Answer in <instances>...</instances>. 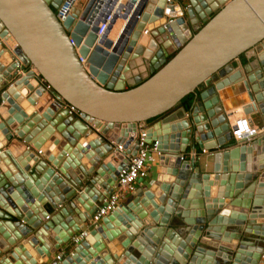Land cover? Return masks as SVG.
Wrapping results in <instances>:
<instances>
[{
  "label": "water",
  "instance_id": "obj_1",
  "mask_svg": "<svg viewBox=\"0 0 264 264\" xmlns=\"http://www.w3.org/2000/svg\"><path fill=\"white\" fill-rule=\"evenodd\" d=\"M61 2L0 0V264L41 263L60 248L67 250L56 264H124L122 255L129 264H210L206 254L224 248L211 238L218 232L231 234L235 228L239 230L231 235L237 242L229 256L218 255L212 264H257L263 246L256 247L257 240L248 246L246 240L264 239V224H256L264 217L263 159L253 164V172L248 169L250 161L264 155V132L248 143L234 141L229 114L217 91L242 83L247 107H254L247 113L264 124V0H186V4L130 0L115 41L106 32L99 38L95 34L106 10L102 0H86L63 21L56 15ZM95 5L101 9L90 18ZM200 20L206 21L201 27ZM145 27L152 40L141 49L138 40ZM171 47L176 52L167 59ZM78 55L86 58L84 64ZM138 58L147 60L151 75L137 78L136 84L127 81L125 72ZM44 83L74 105L80 116L65 111L57 115L50 106L43 109L39 102L45 104ZM127 83L131 87L126 88ZM9 84L17 90L25 85L24 97L34 107L29 114L11 102ZM189 93L193 94L189 108L178 106ZM137 124L144 128L148 143L157 140L163 152L177 154L176 170L170 171L173 177L160 182L161 194L152 205L150 189L147 197L142 190L130 191L121 203L129 224L123 223L120 207L90 223L98 204L118 185L117 175L128 154L137 150L136 144L132 151L114 150L121 142L137 141ZM129 125L136 134L126 141ZM15 139L21 146L12 149ZM175 141L185 146L179 149ZM43 144L47 150L41 149ZM186 146L193 157L197 148L215 150L212 170L202 173L195 159L186 168L181 156L179 160ZM110 154L115 156L112 161L107 160ZM104 174L102 181L98 177ZM178 202L183 209L181 242L178 230L167 228ZM160 206L165 210L161 218ZM37 207L44 211L41 216ZM234 208L247 216L229 214ZM196 211L191 220L189 214ZM87 222L90 235L73 242ZM155 225L157 230L152 229ZM138 234L144 240H134ZM177 242L189 254L171 255L167 245ZM107 248L108 256L100 254Z\"/></svg>",
  "mask_w": 264,
  "mask_h": 264
},
{
  "label": "crops",
  "instance_id": "obj_2",
  "mask_svg": "<svg viewBox=\"0 0 264 264\" xmlns=\"http://www.w3.org/2000/svg\"><path fill=\"white\" fill-rule=\"evenodd\" d=\"M97 1V0H96ZM152 2H155V0H151ZM181 1H184V0H181ZM86 3V0H79L78 2V6L80 8H82V6ZM184 3L186 4L187 2L184 1ZM99 6V5H98ZM97 5L93 6L91 8V14H96L100 8H98ZM101 7V6H100ZM221 7V5H218L215 9L212 10L211 14L209 15V18L214 15V13ZM206 21L204 20H200L198 22V26L201 27ZM124 25V20H121L120 18H118L116 20V25L113 29H111L110 31L107 32V37L112 40V41H115L122 26ZM140 39V38H139ZM151 39V34L149 32L148 35H141V41H139V46L141 45V49H143V47H145L146 43L149 42ZM152 40V39H151ZM104 46V45H103ZM264 49V47H263ZM173 52L172 50V47L171 49L169 50V55H168V58L169 59L171 57V53ZM238 61V59H237ZM130 67H129V70L125 72V76L127 78V81H130V82H138L137 81V78H141V80L143 79H146L147 77H149L151 75L150 71H149V67H148V64H147V60H144L142 61L141 58H138L136 62H133V61H130ZM237 63V62H236ZM235 63V64H236ZM238 65V63H237ZM30 83L34 84V81L30 80ZM137 84V83H136ZM128 87H131V84H128L126 85V88ZM10 88V89H9ZM8 91L10 92V96L12 97V101L16 107H19L22 109L23 112H25L26 114L29 112H31L33 110V106H31L26 98L24 97L23 93L26 92V87L25 85L22 86L19 90L16 89V86H8ZM218 95H219V99H220V102L221 104L223 105L224 109L226 110V112H228L229 116H230V122H233L236 118L242 116V115H247L249 118L252 119L253 122L255 123H258V124H262L261 120H257L255 119L252 115H249L247 112L248 111V108L247 106H249V99L247 97V93H246V90L243 86V84L241 83L240 86L239 85H235V87L231 86V85H227L225 87H223L222 89L218 90ZM46 96V97H45ZM47 97H51L48 93H44V96L43 98L46 99ZM49 101V100H48ZM9 104H7L6 106H8ZM30 108L29 110L27 108ZM32 108V109H31ZM59 113H63L62 111L59 112ZM57 114V115H60V114ZM179 121V119H178ZM175 122V121H174ZM177 122V121H176ZM229 122V126H230V123ZM63 124V123H61ZM141 127V124H137L136 127ZM40 135V134H39ZM37 135L35 139L39 138L40 136ZM116 136V135H114ZM113 136V137H114ZM117 136H119V134L117 133ZM125 138V137H124ZM2 141V140H1ZM213 140H209L207 141L208 144H212ZM131 145L133 143L132 142H129ZM12 144H15V146H21L20 144H18V142H16L15 140L12 141ZM173 144H177L179 147V149H181L182 147L185 146V144L183 143H177L175 141V143ZM18 146V147H19ZM105 146V145H104ZM104 146H101V147H104ZM20 148V147H19ZM21 149L24 150V147H21ZM215 152V150H206L204 153L202 152L201 149H196V155L195 157H193V150L189 147V146H186L185 149L183 151H180L179 152V156H181V161H183V163H190L193 159H195L196 161H198V165L199 167L201 168L200 171L202 173H207V172H210L212 170V166L214 164V157L212 155V153ZM173 154L171 152H163L161 156L157 157L156 160L149 165V169L147 171V174L143 177V178H139L135 184H134V191H140L142 190V193H143V196L144 197H147V189H150V191L154 194V199L157 198V195L158 193L161 191L159 190L160 189V182L161 181H164L168 176L169 177H173L171 176L170 174V171L171 170H176V167L173 165L175 162V158L170 160V155ZM177 156V154H174ZM112 157H115L113 156V154L109 157H107V160H113L114 158ZM117 159V162L119 161V157L116 158ZM252 164L254 163H257V159L255 162L253 161H250ZM250 163V164H251ZM219 164L221 165V161L219 159ZM169 170V171H168ZM192 172V171H191ZM188 174V173H187ZM193 174H195V172L193 171ZM99 176V175H98ZM106 174L104 175H100L98 178L102 181L105 180L106 178ZM219 188V187H218ZM100 189V188H99ZM216 188H214V190L212 191V194L215 192ZM158 191V192H157ZM130 194V191L128 190H119V202H118V205L116 206L117 207H120L119 209V214L120 216H122L121 218L124 219L125 217V214L122 210V205L121 203H123L127 197L129 196ZM151 194V193H150ZM152 195V194H151ZM143 197V198H144ZM227 201V200H226ZM226 205H228L226 203ZM45 206H47V204H45ZM159 207V206H158ZM160 208L162 209L161 212L165 211L164 210V207L160 206ZM173 209V212H171V216L169 217V224H168V227L167 228H171L169 230H172L174 227V230H178V233L177 235L181 236V231L183 228L181 226V222H182V216L180 214V212H182V207L180 206L179 202L176 203V206L175 207H172ZM49 216L52 214V210L49 209ZM233 211V212H232ZM43 209H41V211L38 212V215H42L43 213ZM234 209L233 210H229V214L233 215L234 213ZM235 213H237V215H239V212L236 211ZM118 214V215H119ZM235 216H237L236 214H234ZM118 216V217H120ZM247 216V215H246ZM250 218V217H249ZM14 220H16V218H14ZM261 219L260 218H257V221H256V224H258V222H261L260 221ZM125 221H123L124 223ZM130 223V222H129ZM87 225L90 226V224L87 222ZM85 225L84 228H81L80 230H86L88 233L87 235H90L89 231H90V227ZM126 225V224H125ZM158 226H153L152 229H157ZM131 228V227H130ZM137 230L135 229L134 233L136 232ZM184 235V233H183ZM142 238L143 237L138 234L134 240H137V238ZM144 240V239H143ZM211 240L214 242H217L218 240L216 239H212ZM253 240H257L258 241V244H255V246H263V257H261L260 261H259V264H264V239H262L260 236L259 237H253ZM260 243V244H259ZM117 249H115L116 253H117ZM67 250V248H64V250H62V248L58 249L57 252L52 255L49 259H47L46 261H42L41 263H37V264H47L49 262H51V260L54 258V256L57 254V253H60V254H63V252H65ZM107 249H104L103 252H101L100 254H105ZM108 253H111V250L108 248ZM29 252H31V254L35 257L36 256V253L33 249H31ZM107 254V253H106ZM38 256V255H37ZM127 260V259H126Z\"/></svg>",
  "mask_w": 264,
  "mask_h": 264
},
{
  "label": "built area",
  "instance_id": "obj_3",
  "mask_svg": "<svg viewBox=\"0 0 264 264\" xmlns=\"http://www.w3.org/2000/svg\"><path fill=\"white\" fill-rule=\"evenodd\" d=\"M103 1V8L110 9V11L103 13L102 19L97 24V30L95 34L97 38L102 36L105 32L107 34L108 31L113 29L116 25V20L121 18L122 13L125 11L127 7V3L130 0L122 3V0H102ZM139 1V0H137ZM166 2H172L173 0H165ZM79 0H62L61 4L56 10L57 17L63 21L65 20L76 8H79L78 4ZM137 3V2H136ZM136 4H134L135 7ZM128 15H131V11ZM171 17H168L167 22L171 21ZM76 20H74L75 22ZM125 24V20H124ZM166 23H163L165 26ZM123 27V26H122ZM122 30V28H121ZM120 30V31H121ZM150 30L145 27L142 30V36L148 35ZM120 33V32H119ZM119 35V34H118ZM118 37V36H117ZM141 39V37H140ZM141 41V40H138ZM70 42L74 45L76 51H78L79 46L74 44L73 39L70 37ZM148 43V42H147ZM146 43V44H147ZM264 47V39L262 41ZM139 44V43H138ZM92 50V47L90 48ZM79 56V60L84 64L86 62V58ZM38 79L40 82H44V79L37 74ZM10 86L12 84H9ZM46 93H48L50 97V101L48 106L51 107L53 113L57 114L59 112H67L70 115L80 116L81 112L72 104L67 102L66 100H62L58 98V96L52 91V87L48 83H44ZM230 132L232 139L239 144L248 143L255 137L259 136L260 133L264 132V124H258L252 121L247 115H242L236 118L233 122H230ZM138 136L137 141L133 138L128 140L127 143L123 144H116L114 150H134L135 144L137 145V150L135 154L131 155L128 154L127 161L125 165L120 169L117 175V186L113 187V191L110 193L109 196L102 199V201L98 204L95 212L92 214L90 219V223L100 221V219L110 212L116 209V206L119 202V190H128L132 191L134 189V184L139 178H143L149 169V165L152 164L157 157L161 156L163 151L159 148V142L157 140H153L151 143L146 141V136L144 133V128L140 127L138 129ZM132 145L129 142H132ZM30 147V145H27ZM206 150H202L205 152ZM86 230H79L74 236L72 237L73 242H77L81 238L87 235ZM63 254L57 253L51 262L47 264H56L61 258ZM263 257V252L261 254ZM261 259V258H260ZM260 261V260H259ZM259 264V262L257 263Z\"/></svg>",
  "mask_w": 264,
  "mask_h": 264
},
{
  "label": "bare ground",
  "instance_id": "obj_4",
  "mask_svg": "<svg viewBox=\"0 0 264 264\" xmlns=\"http://www.w3.org/2000/svg\"><path fill=\"white\" fill-rule=\"evenodd\" d=\"M101 6V5H100ZM100 9H101V7H100ZM99 9V10H100ZM99 12V11H98ZM98 12L96 13V14H89V16H90V18L91 17H94L95 15H98ZM3 39L4 40H6L7 41V39H5L4 37H3ZM11 48H13V46H11L10 47V49ZM0 55H1V53H0ZM24 95V94H23ZM44 96V95H43ZM46 97V96H45ZM42 99H44L43 97H42ZM10 100H12V97H10ZM45 100V104L43 103V102H39L40 104H42V106H43V109H45V107L46 106H48V104H49V101L47 100V98L46 99H44ZM250 106V105H249ZM222 107H223V105H222ZM28 110L30 109L29 107L27 108ZM32 109V108H31ZM223 109H224V107H223ZM254 109V107H253V105H252V107H249L248 108V111L249 112H251V110H253ZM225 110V109H224ZM44 111V110H43ZM226 111V110H225ZM44 120H46V118H44ZM48 124V123H47ZM133 126L132 125H129V127L127 126V127H125V130L128 132V135H126L125 136V139H126V141L128 140V138H129V136H130V138H131V136L133 135H135L136 134V130H134L133 131ZM135 128V127H134ZM145 133V132H144ZM38 139V138H37ZM36 139V140H37ZM114 139H116L115 138V136H114ZM1 143H3V141H1ZM122 144H123V142H121ZM120 143V144H121ZM242 146V145H241ZM243 146H247V145H243ZM13 147H14V149H15V147L16 146H12V149H13ZM42 147H44L43 148V151H44V149H46L47 150V146H46V144H43V146H41V149H42ZM101 148V147H100ZM168 149H172V151H175V148H174V146L173 147H169L168 146ZM261 149V148H260ZM117 151H119L118 149H117ZM263 156V157H262ZM262 156H256L255 157V159H257V164L256 165H259V163H260V160H262L263 159V161H262V163H264V155L262 154ZM177 156L176 155H174V154H171L170 155V160H172L173 158H176ZM179 160H180V156H179ZM220 161H221V166L223 165V162H222V159H220ZM191 164V162L189 163H184V166L186 167V168H188L189 167V165ZM251 165V169H248V171H250V172H253V164L251 163L250 164ZM259 167V166H258ZM261 183H263V182H261ZM160 190V189H159ZM158 192V191H157ZM159 194H161V191L158 193V195ZM58 197V196H57ZM158 197V196H157ZM59 198V197H58ZM158 199V198H157ZM157 199H153V200H151V202H150V204L152 205L153 203V201L154 202H156V201H158ZM225 202V201H224ZM38 211H41V210H39V207H37L36 208ZM42 209V208H41ZM162 209L160 210L159 209V211H158V213H157V215L161 218V216H162ZM234 211L236 212V211H238L239 212V214H244L245 216H246V213L245 212H242V210H239V209H237V208H234ZM234 212V213H235ZM260 214V213H259ZM263 214H264V212H263ZM126 216V215H125ZM124 216V217H125ZM157 216V218L156 219H159V217ZM197 216V211L194 213V214H189V218L191 219V220H195V217ZM260 221L264 224V217L262 218V217H260ZM124 220H125V222H127L126 224H129V222L130 221H127L125 218H124ZM124 222V223H125ZM241 225H243L244 223H240ZM159 227H157V229H158ZM156 229V230H157ZM227 230H228V228H226ZM239 230V228H235V229H233V231L231 232V234L232 233H237V231ZM229 231V230H228ZM231 231V230H230ZM218 232V231H217ZM216 235L214 236V237H212V239H216V240H218L217 242H214V243H217L218 244V246H221V244H222V246L224 247V248H220V249H218L217 251H211L210 250V252L212 253V254H206V258L211 262L210 264H212V263H214V262H216V260H217V258H218V255H220V256H224L225 258H227L228 256H229V251H231V248L230 247H232V248H234V246H235V244H236V242H237V240H235V238H232V235L230 234V233H228V234H222L221 232H218V233H215ZM154 235H155V233H154ZM96 238H99L100 239V236L99 235H96ZM178 239H179V242H181V240H182V238L181 237H179L178 236ZM255 241L256 240H253V238L252 237H250V238H248L247 240H246V242H247V244H248V246H250V245H252V244H255ZM179 242H177V243H168V245L167 246H169V247H171V251H172V254L171 255H174L173 253H175V252H177L179 255H181V256H183V253H185L186 252V254H189V251H186L185 250V247H182V246H180L179 247ZM153 248V247H152ZM252 248L251 247H245L243 250L244 251H248V252H253L252 250H251ZM107 250H108V248H107ZM105 251L106 253V255L108 256V251ZM154 250V249H153ZM119 257V256H118ZM172 257V256H171ZM184 258V257H183ZM127 259V256L126 255H122L121 256V258H120V260L124 263V264H129V261L128 260H126ZM109 262H111V263H113L114 261H113V256H112V258L111 257H109ZM170 264V263H169ZM243 264V263H242Z\"/></svg>",
  "mask_w": 264,
  "mask_h": 264
},
{
  "label": "trees",
  "instance_id": "obj_5",
  "mask_svg": "<svg viewBox=\"0 0 264 264\" xmlns=\"http://www.w3.org/2000/svg\"><path fill=\"white\" fill-rule=\"evenodd\" d=\"M240 57H241V59H242L243 62L246 61V59H245V57H244L243 54H241ZM201 86H202V85H201ZM201 86H200L199 88H201ZM192 99H193V94H192V93H189V94H187L186 96H184V97L178 102L177 105H179V106H183L185 109H188L189 106H190V104H191ZM154 120H155V118H152V119H149L148 122H151V121H154Z\"/></svg>",
  "mask_w": 264,
  "mask_h": 264
},
{
  "label": "rangeland",
  "instance_id": "obj_6",
  "mask_svg": "<svg viewBox=\"0 0 264 264\" xmlns=\"http://www.w3.org/2000/svg\"><path fill=\"white\" fill-rule=\"evenodd\" d=\"M184 1H186V0H184ZM184 1H183V2H184ZM175 52H176V51L172 52L170 55L173 56V54H174ZM203 88H204V86L201 87V89H203ZM201 89H198V90H201ZM178 106H179V105H178ZM178 106H177V107H178ZM229 119H230V116H229ZM152 122H153V121H151V122L146 121L147 125L151 124ZM15 141H16V139H15ZM18 144H20V143L18 142ZM26 146H27V145H26ZM31 147H32V146H31ZM203 153H204V152H203ZM87 226H89V225H87ZM89 227H91V226H89Z\"/></svg>",
  "mask_w": 264,
  "mask_h": 264
}]
</instances>
